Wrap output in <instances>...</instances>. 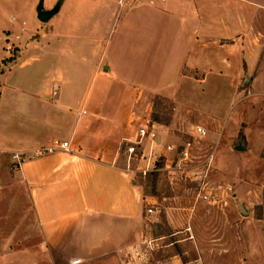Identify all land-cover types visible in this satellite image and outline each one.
Listing matches in <instances>:
<instances>
[{
	"label": "crops",
	"instance_id": "obj_1",
	"mask_svg": "<svg viewBox=\"0 0 264 264\" xmlns=\"http://www.w3.org/2000/svg\"><path fill=\"white\" fill-rule=\"evenodd\" d=\"M32 9L30 21L19 11L0 18V264L106 255L134 264L145 217L122 138L148 94L183 105L182 83L205 91L210 74L234 90L247 65L264 79V0H38ZM40 11L51 15L41 21ZM31 63L43 77L24 107L3 75Z\"/></svg>",
	"mask_w": 264,
	"mask_h": 264
},
{
	"label": "rangeland",
	"instance_id": "obj_2",
	"mask_svg": "<svg viewBox=\"0 0 264 264\" xmlns=\"http://www.w3.org/2000/svg\"><path fill=\"white\" fill-rule=\"evenodd\" d=\"M37 3L38 0H0V18L4 20L11 11H19L30 21ZM16 50L17 47L11 48L12 55L15 56ZM247 66L235 82L234 97L230 79H215L210 74L205 91L198 89V83L193 88L182 83V95L178 98L191 106L160 95L145 96L146 109L137 124L155 121L156 131L164 136L165 143L173 142L177 135H185L191 125L200 124L207 130L203 146L213 145L215 163L204 183L205 191L210 192L208 200L198 197L193 183H179L171 188L156 172L134 174L145 217L138 228L139 256L131 257L137 261L134 264H264V79H256L257 68L248 70ZM6 77L18 85L16 89L23 97L24 107H34L36 103L30 93L41 82L43 70H37L34 63L25 67L13 64L3 79ZM99 85L97 80L94 89ZM9 91L5 90L2 107H10L6 101L10 98ZM235 107H239L236 119ZM210 111L233 124L215 126L206 113ZM237 145L244 149H236ZM144 148L148 154V142ZM154 149L151 160L155 157L158 160L160 148ZM120 157L125 165V155L122 153ZM139 163L131 160L133 167H139ZM148 194L157 202L150 218H146ZM3 209L1 204L0 215ZM6 226L0 221V228ZM86 264L123 262L117 256L106 255Z\"/></svg>",
	"mask_w": 264,
	"mask_h": 264
},
{
	"label": "built area",
	"instance_id": "obj_3",
	"mask_svg": "<svg viewBox=\"0 0 264 264\" xmlns=\"http://www.w3.org/2000/svg\"><path fill=\"white\" fill-rule=\"evenodd\" d=\"M123 1V0H119ZM156 122L147 120L136 126L131 137L122 138L119 151L126 157V168L140 171L142 174L156 172L161 174L167 185L172 188L179 183H193L197 187V195L200 199L208 200L210 192L205 191L204 183L214 162V147H204L207 138V130L200 124H193L187 129L185 135H177L173 142L165 143L156 131ZM148 142V154L145 153L144 144ZM58 148L68 150L67 141H56ZM160 148V154L151 160L154 148ZM55 147H48L47 151ZM147 156V157H145ZM131 160H146L145 167H133ZM148 161V162H147ZM154 196L148 194V217L157 207ZM79 262V259L72 261Z\"/></svg>",
	"mask_w": 264,
	"mask_h": 264
},
{
	"label": "water",
	"instance_id": "obj_4",
	"mask_svg": "<svg viewBox=\"0 0 264 264\" xmlns=\"http://www.w3.org/2000/svg\"><path fill=\"white\" fill-rule=\"evenodd\" d=\"M50 15H51V13H45V12L40 11V12L38 13V18H39L41 21H45L46 18H48V16H50ZM236 149H238V150H242V149H244V147H243L242 145H237V146H236Z\"/></svg>",
	"mask_w": 264,
	"mask_h": 264
}]
</instances>
